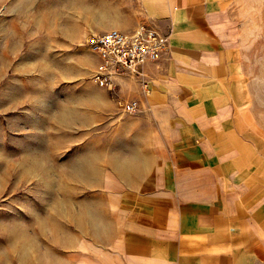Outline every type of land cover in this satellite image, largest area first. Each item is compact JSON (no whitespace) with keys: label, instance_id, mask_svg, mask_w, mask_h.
Here are the masks:
<instances>
[{"label":"crops","instance_id":"obj_1","mask_svg":"<svg viewBox=\"0 0 264 264\" xmlns=\"http://www.w3.org/2000/svg\"><path fill=\"white\" fill-rule=\"evenodd\" d=\"M51 1L52 49L87 63L53 116L67 124L50 154L66 174V220L34 214L0 264H264V133L246 117L227 0ZM139 25L166 35L167 50L142 76L98 86L86 36Z\"/></svg>","mask_w":264,"mask_h":264},{"label":"rangeland","instance_id":"obj_2","mask_svg":"<svg viewBox=\"0 0 264 264\" xmlns=\"http://www.w3.org/2000/svg\"><path fill=\"white\" fill-rule=\"evenodd\" d=\"M51 2L0 0V251L7 255L18 252L19 228L26 221L34 225V214L66 220V174L52 166L50 154L55 139L57 148L67 139V124L53 116L81 83L75 68L83 69L84 61L69 58L64 47L52 49L45 23ZM227 3L249 94L246 117L264 133V0ZM39 152L49 156L36 163L33 154Z\"/></svg>","mask_w":264,"mask_h":264},{"label":"built area","instance_id":"obj_3","mask_svg":"<svg viewBox=\"0 0 264 264\" xmlns=\"http://www.w3.org/2000/svg\"><path fill=\"white\" fill-rule=\"evenodd\" d=\"M89 50L98 56V62L92 75L100 87L114 89V78L125 71L143 75L142 66L156 59L160 52L168 48L167 36L145 25H139L133 32H124L110 27L99 33L86 36ZM143 90H147L146 81H142ZM127 112L137 109V102L119 101Z\"/></svg>","mask_w":264,"mask_h":264}]
</instances>
